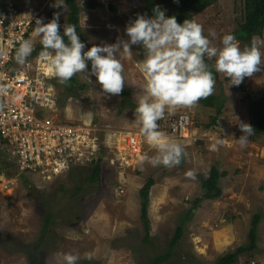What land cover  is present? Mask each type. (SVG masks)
I'll return each instance as SVG.
<instances>
[{"label": "rangeland", "instance_id": "rangeland-1", "mask_svg": "<svg viewBox=\"0 0 264 264\" xmlns=\"http://www.w3.org/2000/svg\"><path fill=\"white\" fill-rule=\"evenodd\" d=\"M74 1L79 11L85 51L94 44L115 43L118 37L128 39L125 29L138 14L153 17L145 9V0ZM91 1H97L99 5L91 8ZM247 1L207 0L208 7L196 14L194 20L203 25L204 35L216 47L221 46L225 34H233L241 47L250 45L254 35L264 39V28L243 38L239 35L241 24L246 21ZM25 3L27 14L33 9L39 11L44 23L58 13L63 35V26L68 24L70 11L74 8L71 4L66 5L65 0H26ZM212 30L217 34L215 38L209 35ZM34 32L31 36L33 49H43L41 37ZM37 50L41 53V49ZM132 51L131 58L122 61L126 81L123 92L125 88H131L129 99L138 106L137 97L142 94L146 80L137 64L146 53L141 46L135 45ZM261 51L264 52V48ZM209 61L214 67L215 58ZM46 67L48 71L49 67ZM88 67L90 71V62ZM74 78L76 82L72 85L61 84L57 77L53 79L58 110L55 115L63 121L96 125L99 132L106 131L103 140L107 148L101 155L98 186L92 193L72 201L66 199L63 187L74 188L88 176L90 167H82L50 179L28 175V180L20 182L18 188L1 194L0 264H31L27 254L10 247L36 243L46 214L53 207L62 217L55 218L52 224L50 233L55 239L42 251L41 264H65L64 253L79 254L78 264H149L152 259L166 255L172 244H175L174 255L162 264H218L226 254L250 245L249 232L256 214L262 216L257 231L258 249L240 254L237 264H264V133L253 131L245 147L237 142L244 134L239 123L250 124L247 106V112H242L245 109L242 101L246 94H251L252 100L264 95V71L255 73L252 78L246 77L239 86H230V80L222 73L215 75L213 95L224 102V107L217 125L212 128L207 129L206 125L217 115L216 107H208L199 101L194 107H181L175 111L189 115L191 124L179 138L168 137L187 153L181 164L172 168L154 167L142 162L129 148L123 149V144L126 145L123 131H140L135 122V110L125 103L127 98L123 92L120 95L102 92L95 76L91 81L79 74ZM242 113L244 119H240ZM158 124L159 130L167 136L162 122L158 121ZM116 131L120 134H114ZM120 135L121 145L118 143ZM219 140L225 143L210 150ZM140 154L153 157L157 153L144 138ZM189 170L194 171V178L185 175ZM211 176L222 194L201 201L190 213L189 209L204 190V181ZM149 178L155 180L148 205L153 245L141 241L144 236L141 189ZM120 184L125 189L124 195L119 194ZM39 191L50 194L54 206L49 204V208L45 204L48 201L39 203ZM69 208L85 217L82 223L80 221V229L68 225ZM4 236L5 243L2 241ZM86 253H93L94 258L84 259Z\"/></svg>", "mask_w": 264, "mask_h": 264}, {"label": "clouds", "instance_id": "clouds-1", "mask_svg": "<svg viewBox=\"0 0 264 264\" xmlns=\"http://www.w3.org/2000/svg\"><path fill=\"white\" fill-rule=\"evenodd\" d=\"M153 11V17L138 14L127 25L125 32L128 39L118 37L115 43L94 44L86 51L75 25L65 24L61 35L58 13L48 23L37 20L34 35L41 37L43 51L40 56L49 62L50 71L61 84H67L78 74L89 81L95 76L102 92L108 95L122 94L126 82L122 61L131 58L132 46H141L146 56L137 67L146 84L137 97L135 122L140 126L147 144L157 153L153 157L142 156L141 161L154 167L163 165L172 168L179 166L187 153L180 144L170 141L159 130L158 121L164 118L166 111L174 114L178 108L194 107L201 99L214 93L216 78L205 57L209 60L215 58V72L224 74L230 80V86H239L246 77L252 78L255 73L264 71V52L261 51L264 39L254 35L250 45L241 47L233 34H225L221 46L216 47L204 35L203 25L195 20L185 19L181 24L175 16L167 17L165 10L159 6ZM209 35L215 38L217 34L212 30ZM32 51V41H22L16 52L17 62L24 64ZM5 55L4 49L0 48V56ZM36 59L30 60L35 62ZM239 127L244 134L237 142L245 147L253 134V127L243 122L239 123ZM224 143L219 140L210 150L214 151L217 144ZM185 175L195 177L192 170ZM62 258L65 264H78L81 259L79 254L72 253L62 254ZM93 258V253L84 255L87 260Z\"/></svg>", "mask_w": 264, "mask_h": 264}, {"label": "built area", "instance_id": "built-area-1", "mask_svg": "<svg viewBox=\"0 0 264 264\" xmlns=\"http://www.w3.org/2000/svg\"><path fill=\"white\" fill-rule=\"evenodd\" d=\"M25 1L0 0V48L6 52L0 56V150L7 153L17 171L15 175L0 171V197L18 188L25 175L50 179L75 168L89 167L101 159L107 148L103 140L106 131L99 132L96 125L63 121L55 115V76L47 71L46 59L39 56L34 63L17 62L20 43L31 40L37 20H41L39 11L33 9L27 14ZM160 121L171 138L182 136L191 124L189 115L167 111ZM123 133L132 152L143 150L141 131ZM118 143L122 144L121 135ZM119 192L125 194L122 184Z\"/></svg>", "mask_w": 264, "mask_h": 264}, {"label": "trees", "instance_id": "trees-1", "mask_svg": "<svg viewBox=\"0 0 264 264\" xmlns=\"http://www.w3.org/2000/svg\"><path fill=\"white\" fill-rule=\"evenodd\" d=\"M209 1H218V0H209ZM207 0H145V9L150 15H154V8L156 6H159L161 10H165V15L167 17L175 16L178 23H183L185 19L194 20V17L196 14L200 13L202 10H204L206 7H208L209 4L206 3ZM66 5L71 4L74 8L72 11H70L69 18H68V24L75 25L78 35L80 36V39L85 42L84 36L82 34V28L79 22V11L78 7L76 5V2L74 0H65ZM207 4V5H206ZM91 8H96L99 3L97 1H91L90 2ZM262 27L264 28V0H249L247 1V9H246V21L241 24V29L239 30V35L243 38L245 35H251L254 32H258L257 30ZM65 41L67 42V37H65ZM37 49H41V52L43 51L42 47H35L32 51V53L27 57L26 60H30L31 57L35 58L40 56V52ZM38 52V53H36ZM205 62L210 66L213 75H217V72H215V69L211 62L205 57ZM76 82V79L73 77L68 84L72 85ZM126 96L125 103L134 108L136 110L137 105L129 99V97L132 95V89L131 88H125V91L123 92ZM217 99V100H216ZM200 102L208 107H216L217 109V115L215 117H212V121L206 125L207 129L212 128L213 126L217 125L218 117L221 115L224 102L219 100L218 97L215 95H211L207 97L206 99H201ZM218 102V103H217ZM245 103L244 110L242 112L247 111L249 112L250 116V125L253 127L254 132H263L264 133V95L261 96L257 100L251 99V94H246L245 99L242 101ZM218 104V105H217ZM246 111V112H247ZM244 119V114L242 113L240 115V119ZM9 156L7 153L1 151L0 153V171L6 172L8 175H15L17 173L13 161H10L8 158ZM78 169V168H77ZM88 176L84 179L83 182L77 183V185L74 188L66 189L63 187V193H65V197L67 200L72 201L75 198L81 197V195L85 193H92L94 190H96L98 186V179L101 172V159L95 160L92 165L90 166ZM28 180V176H23V181ZM155 184V180L153 178H149L147 183L144 185V187L141 189V196H142V211H141V222L143 224L144 229V236L142 238V242L144 244L153 245V235H151V222L149 219V212H148V205H149V192L151 187ZM204 190L200 197H198L195 202L194 206H192L189 209L190 213H193L195 210V206L198 205L201 201L206 199H213L216 197H219L222 194V190L218 187L217 181L212 178L207 181V179L204 181ZM35 188V187H34ZM40 195V201H48L45 202V204L48 205L50 208L51 206H54L53 201L49 198L50 194H48L45 191H39ZM51 204V206H49ZM78 211V209H77ZM69 215L67 213V220L69 219L68 225H71L73 229H80V221L81 223L85 220L84 216L74 211L73 208L68 209ZM65 213V212H64ZM45 223L43 226L42 231L40 232V235L38 236L36 243H25L21 245H17L16 247H10L15 248L17 251H22L25 254H27V258L31 264H41L42 262V251L45 247L48 248V243L55 239L54 235L50 233L52 230V224L54 223L55 218H61V212L57 211L54 207L50 212L46 214ZM73 218V221L71 220ZM262 219V216L260 214H256L251 222V228L249 232V241L250 245L241 246L236 251L231 252L229 254H226L225 256L221 257L219 259L218 264H237L240 258V254L246 253L247 250L254 251L258 249V226ZM66 220V221H67ZM3 242H6V237L4 236L2 238ZM58 241L57 239L55 240ZM174 249L175 244L171 245L169 247V250L166 255H161L158 258L152 259L149 264H162L170 258V256L174 255ZM12 250V251H15ZM248 264V263H246Z\"/></svg>", "mask_w": 264, "mask_h": 264}, {"label": "bare ground", "instance_id": "bare-ground-1", "mask_svg": "<svg viewBox=\"0 0 264 264\" xmlns=\"http://www.w3.org/2000/svg\"><path fill=\"white\" fill-rule=\"evenodd\" d=\"M45 65L49 67V68H48V71H50V64L47 63V64H45ZM56 116H57V115H56ZM123 142L126 143L125 140H124ZM123 145H124V144H123ZM128 148H129V146H128V144L126 143V145L123 146V149H128ZM129 151H131V150H129ZM136 151H137L136 153L138 154V155H136V157H137V158H141V157L143 156V155L141 156V154H140L141 150H140V149H137ZM132 157H133V155H132ZM137 160H138V159H137ZM132 161H133V163H136V159H133Z\"/></svg>", "mask_w": 264, "mask_h": 264}]
</instances>
